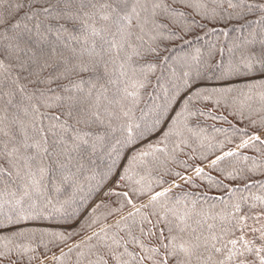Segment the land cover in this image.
<instances>
[{"label": "snow or ice", "instance_id": "snow-or-ice-1", "mask_svg": "<svg viewBox=\"0 0 264 264\" xmlns=\"http://www.w3.org/2000/svg\"><path fill=\"white\" fill-rule=\"evenodd\" d=\"M0 264H264V0H0Z\"/></svg>", "mask_w": 264, "mask_h": 264}, {"label": "trees", "instance_id": "trees-1", "mask_svg": "<svg viewBox=\"0 0 264 264\" xmlns=\"http://www.w3.org/2000/svg\"><path fill=\"white\" fill-rule=\"evenodd\" d=\"M216 27H217V29H219L220 27H222V25L218 24ZM231 27L232 26L229 25V28H231ZM201 34L203 35V33H201ZM244 34H246V33H241L239 31H235V32L231 33V36L234 37L236 35H244ZM208 39L215 40L216 39L215 34L212 37H210V38L206 37L205 41H199V42L194 41L193 42V48H188L187 46H185V51H183V52L180 50L179 47H176L175 45H173L172 47L174 48V55H176V56L184 55L186 52L192 51L195 47L205 48L206 42H207ZM227 40H228V38H225L226 42H227ZM155 84H156V81H155V79H153L152 84L145 90L144 102L141 104L142 108H146L147 105H150L152 103V100L150 99L149 93H154V92L158 93V89L155 88ZM213 123H214L213 121H207L206 122V125L209 128V130H211V125ZM246 154L251 155L252 153H246ZM225 183H228V182L225 181ZM188 191L192 192L196 197L200 198L206 192V189L203 188V187H200L198 189H189ZM70 193H71V190H69L68 193H66V194H70ZM216 195H219V193H217L215 190H213L212 192H207V196L209 198H211L213 196H216ZM214 202H215L214 200H211V199L209 200V203H214ZM91 211H92L91 208L87 209V213L90 214ZM105 213H106L105 209H100L99 212H98V215L103 216V214H105Z\"/></svg>", "mask_w": 264, "mask_h": 264}]
</instances>
